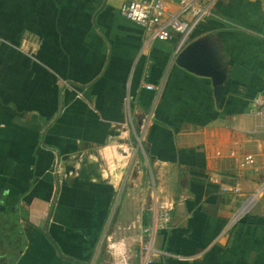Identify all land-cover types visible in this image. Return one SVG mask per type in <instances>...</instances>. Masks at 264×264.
Wrapping results in <instances>:
<instances>
[{"label": "crops", "instance_id": "0c3cea01", "mask_svg": "<svg viewBox=\"0 0 264 264\" xmlns=\"http://www.w3.org/2000/svg\"><path fill=\"white\" fill-rule=\"evenodd\" d=\"M126 1L0 0V264H140L144 177L171 215L152 264H264L263 207L239 214L264 183V0H205L214 16L181 50L123 17ZM186 46L225 76L219 101L177 63ZM34 199L50 203L42 229Z\"/></svg>", "mask_w": 264, "mask_h": 264}, {"label": "built area", "instance_id": "2783aa9c", "mask_svg": "<svg viewBox=\"0 0 264 264\" xmlns=\"http://www.w3.org/2000/svg\"><path fill=\"white\" fill-rule=\"evenodd\" d=\"M168 1L128 0L121 5L120 14L142 27L149 34L150 39L168 40L174 34H178L180 36L178 50H181L185 47L194 25L204 17H213L214 13L211 5L205 0H178L180 10L178 13L168 15ZM147 88L152 89L151 86ZM255 106L260 110L264 107V96L255 102ZM257 113L260 114L262 111ZM253 163L254 157L248 155L242 160L241 167L244 168ZM250 199L239 211L240 215L249 210L250 206H246ZM154 212L152 225L143 231L147 239L141 247L140 264L153 263V256L157 253L154 247L156 235L159 230L167 228L171 221L170 209L166 204L157 201Z\"/></svg>", "mask_w": 264, "mask_h": 264}, {"label": "water", "instance_id": "95a60500", "mask_svg": "<svg viewBox=\"0 0 264 264\" xmlns=\"http://www.w3.org/2000/svg\"><path fill=\"white\" fill-rule=\"evenodd\" d=\"M177 63L190 72L201 76L211 77L215 86L217 101L221 99L225 76L212 67L208 62L201 61L200 55L192 46H186L177 57ZM49 206L50 203L48 201L34 199L31 204L30 222L41 229L44 228Z\"/></svg>", "mask_w": 264, "mask_h": 264}, {"label": "rangeland", "instance_id": "374dc122", "mask_svg": "<svg viewBox=\"0 0 264 264\" xmlns=\"http://www.w3.org/2000/svg\"><path fill=\"white\" fill-rule=\"evenodd\" d=\"M129 128L131 130V140H130V142L134 146V152H135L136 156H137V154L139 152V155L137 157H139L142 160V163L144 164L145 159H146V156H145L144 151H143V148H142L143 138L137 135V131L135 130V128L133 126H131V124L129 125ZM115 152H116L114 154V161H115V163H113V164L116 166L120 162V159H123L122 157L124 155L125 156L128 155L129 150H127L126 148H115ZM142 156H144V157H142ZM129 157L131 159L133 157V155L131 154ZM109 167H110V165H109ZM246 167H244V169ZM133 178H136V177H133ZM127 181H128V177H122L121 184H120L121 191L127 189V186H128V185L126 186ZM144 181H146L145 186H146V188H148V192L149 193L152 192L151 194H153L152 199H151V203H150V209H151V212H153V211H155V208L157 207V201H158L157 198L155 197V194L156 193H154L156 191L155 185H154V182H155L154 181V177H144ZM253 196H256L257 199L249 207V209L251 210L254 206L257 207V205H258L260 207H263L262 210L264 211V183L262 185L258 186L257 190L254 191V193H252L250 195V197L247 198V201L250 198H252ZM115 211H116V209L114 210V213H115ZM105 246H106V244H105ZM139 261H140V253H139ZM92 264H95V261H93Z\"/></svg>", "mask_w": 264, "mask_h": 264}, {"label": "bare ground", "instance_id": "6f19581e", "mask_svg": "<svg viewBox=\"0 0 264 264\" xmlns=\"http://www.w3.org/2000/svg\"><path fill=\"white\" fill-rule=\"evenodd\" d=\"M252 198H254V196H253ZM252 198H251V199H252ZM247 204H248V203H247ZM247 206H248V205H247ZM247 206H246V207H247Z\"/></svg>", "mask_w": 264, "mask_h": 264}]
</instances>
